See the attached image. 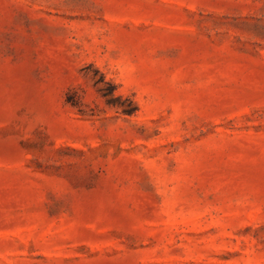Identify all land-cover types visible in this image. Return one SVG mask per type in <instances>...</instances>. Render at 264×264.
<instances>
[{
	"label": "rangeland",
	"instance_id": "rangeland-1",
	"mask_svg": "<svg viewBox=\"0 0 264 264\" xmlns=\"http://www.w3.org/2000/svg\"><path fill=\"white\" fill-rule=\"evenodd\" d=\"M0 264H264V0H0Z\"/></svg>",
	"mask_w": 264,
	"mask_h": 264
},
{
	"label": "trees",
	"instance_id": "trees-1",
	"mask_svg": "<svg viewBox=\"0 0 264 264\" xmlns=\"http://www.w3.org/2000/svg\"><path fill=\"white\" fill-rule=\"evenodd\" d=\"M96 84L102 85V88L99 90V92L102 94L103 97H110V99H108L107 101L108 104H114L117 99L113 94L114 88L110 86L108 83L104 82L102 79L96 81ZM134 111L135 108L131 110H124L123 112L125 114H132Z\"/></svg>",
	"mask_w": 264,
	"mask_h": 264
}]
</instances>
